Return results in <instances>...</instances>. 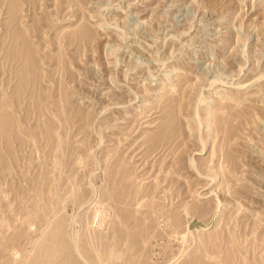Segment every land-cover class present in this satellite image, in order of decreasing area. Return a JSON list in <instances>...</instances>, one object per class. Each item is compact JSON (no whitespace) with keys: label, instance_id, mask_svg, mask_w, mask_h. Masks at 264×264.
I'll list each match as a JSON object with an SVG mask.
<instances>
[{"label":"rangeland","instance_id":"1","mask_svg":"<svg viewBox=\"0 0 264 264\" xmlns=\"http://www.w3.org/2000/svg\"><path fill=\"white\" fill-rule=\"evenodd\" d=\"M78 249L264 264V0H0V264Z\"/></svg>","mask_w":264,"mask_h":264},{"label":"bare ground","instance_id":"2","mask_svg":"<svg viewBox=\"0 0 264 264\" xmlns=\"http://www.w3.org/2000/svg\"><path fill=\"white\" fill-rule=\"evenodd\" d=\"M116 54V53H115ZM114 55V54H113ZM212 56V55H211ZM147 89V88H146ZM199 101H201L200 99H199ZM196 115H198V114H196ZM212 116V115H211ZM7 117V116H6ZM212 118V117H211ZM210 118V119H211ZM211 121V120H210ZM57 140H58V138H57ZM59 144V143H58ZM57 146V145H56ZM60 147V146H59ZM60 168V167H59ZM62 170V169H61ZM60 172V171H59ZM55 187V186H54ZM59 187V186H58ZM51 188H52V186H51ZM73 191V190H72ZM52 200V199H51ZM54 208V207H53ZM52 210V209H51ZM106 212H107V210L105 211V210H103L102 209V207L101 206H95V210H94V213H93V215H92V220H91V227L93 228L94 227V225H96L97 227H100V226H102L104 223H105V221H104V218H105V216H106ZM116 215V214H115ZM114 215V216H115ZM49 216V215H48ZM47 218V217H46ZM50 218V217H49ZM109 218V217H108ZM119 218V217H118ZM190 218V217H189ZM107 219V218H106ZM116 219V218H115ZM49 220V219H48ZM49 223V222H48ZM191 222H189V224H190ZM50 225V224H49ZM33 227V226H32ZM31 227V228H32ZM189 229V228H188ZM192 230V229H191ZM198 232V231H197ZM192 234V233H191ZM211 236V235H210ZM212 237V236H211ZM210 237V238H211ZM215 238V237H214ZM34 240V239H33ZM103 241V240H102ZM33 242V241H32ZM100 242H101V240H100ZM124 246V245H123ZM120 247V246H119ZM77 250V249H76ZM104 250V249H103ZM118 250V249H117ZM85 252V251H84ZM77 253H78V255H79V257H82L83 258V260H84V262L86 263V264H92L88 259H92V258H86V257H84V254H83V252H82V250L81 249H78V251H77ZM88 254V253H87ZM86 254V255H87ZM109 254H111V253H109ZM76 256H77V254H76ZM99 256V255H98ZM114 256V255H113ZM104 257V256H103ZM99 260V259H98Z\"/></svg>","mask_w":264,"mask_h":264}]
</instances>
